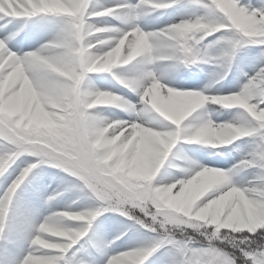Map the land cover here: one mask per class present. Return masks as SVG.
<instances>
[{"label":"clouds","instance_id":"9594fccd","mask_svg":"<svg viewBox=\"0 0 264 264\" xmlns=\"http://www.w3.org/2000/svg\"><path fill=\"white\" fill-rule=\"evenodd\" d=\"M212 4L222 15L209 9L199 23L183 20L172 25L170 32L157 33L145 31L136 23L150 14L152 8L162 6L154 0H141L132 20L128 19V13L121 12L124 26L115 29L97 26L92 17L111 16L118 8L92 11L93 0H74L71 7L66 0H0V12L6 16L44 12L70 17L64 20L43 54L17 62L10 73L19 74L20 82L16 85L19 92L14 94L22 108L10 114L6 121L8 130L27 148L82 143L81 153H62L67 162L79 165L82 156L86 157L84 171L92 180L103 178L100 187L108 193L107 201L121 210L144 212L151 218L153 231L159 227L185 235L192 230L216 237L225 229L236 233L264 227V184L237 187L231 170L204 166L190 159L187 162L173 159L174 150L182 141L218 148L243 137L259 135L264 140V107L254 103L257 97L264 96V79L243 95L237 92L209 96L202 91L172 87L164 82L159 71L165 67L159 62L176 61L185 65L183 59L177 60L174 43L191 56L197 51L196 46L229 26L233 31L228 40L232 43H264V16L256 19L254 14L242 12L235 0H212ZM4 48V42L0 41V53ZM14 58L12 53L4 63L13 62ZM122 65H132L135 69L121 83L139 95V103L124 102L122 96L113 92L86 86L91 73L108 72ZM3 66L0 64V68ZM210 102L243 109L256 124L244 118L237 123H186ZM104 105H123L130 115L137 117L150 111L159 124L171 123L175 128H157L137 119L132 123L110 120L94 111ZM6 113L8 109L0 98V117ZM89 147L95 151L90 152ZM44 156L55 159L53 153L46 152ZM240 164L264 171V148ZM214 194L219 195L210 198ZM223 197L228 199L218 207ZM60 215L81 218L78 213ZM48 235L74 240L81 233L64 229L56 221L48 229ZM36 239L43 247L57 246L43 237ZM249 258L252 264H264ZM144 259L143 254L134 252L120 264H143ZM200 264L209 262L202 260ZM211 264H236V260L220 255L213 257Z\"/></svg>","mask_w":264,"mask_h":264},{"label":"snow or ice","instance_id":"6c2138e0","mask_svg":"<svg viewBox=\"0 0 264 264\" xmlns=\"http://www.w3.org/2000/svg\"><path fill=\"white\" fill-rule=\"evenodd\" d=\"M20 2V0H17ZM74 0H66V3L71 7L73 5ZM192 2L197 5L205 8L208 12L209 9L213 10L217 14L219 10L215 8V5L212 4V0H192ZM154 3L162 5L158 8H152V11L168 9L173 7L178 0H154ZM236 6L242 12H247L249 15H255L256 19H260L264 16V4L259 7L252 6L251 4H244L242 0H235ZM141 6V0H137V3L132 4L130 2H120L115 4L114 8H118V11L113 13L111 16H101V17H92L93 21H97L104 17H113L115 19L123 22V18L121 16V12L128 13V19L132 20L134 13ZM107 7H96L94 5L91 6L92 11H103ZM42 14H50L56 17H61L63 20H68L70 17L64 15H58L55 13H37L34 15H4L0 12V19L4 18H32L41 16ZM203 16H197L193 19H183V20H194L199 23ZM181 20V21H183ZM181 21L174 23L180 24ZM97 26L100 27H109V28H118L115 25H101L96 23ZM170 24L163 29H158L153 32H170L172 29V25ZM22 30V29H21ZM231 26L226 29H222L219 32H216L212 37H216L214 41L211 43H204L203 45L196 46L197 51H195L191 56L185 54L184 49L180 47L179 44H173L175 51V56L177 60L183 59L185 65H194L199 62L211 63L214 65H218L219 67L227 70L231 62L236 54L237 49L243 45L254 44L264 48V43H259L256 41H249L244 44L232 43L228 40L229 34L232 32ZM11 33V35H9ZM219 34V35H218ZM18 32H13L11 28H6L4 32H0V41L4 42L5 48L2 53H0V64H3V68H0V90H2V95L0 98L4 100L5 106L8 109V113H6L3 117H0V145L3 146V151H0V163L3 164V170L0 171V176H4L8 169L16 163L17 160L23 155H31L35 157V162L28 163L24 168L20 170L19 175L16 179L10 184L7 188L5 194L2 198H0V234H3L5 229V223L7 220L8 211L12 205L13 197L16 194L17 190L20 186L25 182V180L29 177V175L33 172L41 164H49L56 168L62 169L65 173L70 174L72 177L76 178L79 183L75 185V187L79 188L81 191H86L91 194L98 202L99 206L95 208V210H60L58 212L52 213L49 216L45 217L43 221L36 225L35 232L31 236L30 239V250L24 256L21 264H84V261L79 260L76 257L75 252L73 251L75 246H77L78 242L81 241L82 238L88 236L94 227V221L103 213L108 211L119 212L120 214L128 217L133 220L136 224H139L141 227L155 234V238L152 240L150 245L145 247H139L131 250H127L118 254H114L109 256L104 264H120V262L126 257L134 252L143 254L146 259H144L143 264H146V261L149 257H151L155 252H157L162 247L175 248L179 253V259L174 261V264H200L202 260H206L211 264V260L215 256L223 255L225 257H229L230 259H235L236 264H252L251 258H256L259 262H264V227H260L254 231H244V232H236L231 233L229 230H222L220 234L216 237H210L207 235H202L196 231L189 230L185 235H181L178 232L168 231L166 232L164 229L157 227L155 231H153V227L151 225V218L146 216L144 212L139 209L133 211L121 210V208L111 204L107 201L108 193L101 190L100 184L103 181V178H98L97 180H92L84 168L87 166V158H81L79 165L67 162V157L62 153L71 152V153H81L82 151V143H73L67 147L62 146L61 144H47L44 146H36L32 148H27L22 146L18 140L13 136V134L8 130L6 126V121L10 118V114H14L21 110L22 104L19 101V98L15 96V93L19 92V88L16 87L19 80V74L10 75L12 70L16 67L17 62L25 61L30 55H34L37 53L43 54V50L47 48V46L52 42L51 40L47 43L41 45L40 48L24 53L23 55H19L17 52L12 51L9 43L14 39V37L18 36ZM214 46H219L221 51L219 54H216L213 51ZM14 53L15 58L11 63H4L7 57ZM123 66V65H122ZM118 68L112 69L111 71L105 72H96V73H113L114 70ZM27 74V73H26ZM92 74V73H91ZM124 76L117 74V79L121 83V80ZM264 79V65L260 66L258 70L251 76L248 77L247 82L243 84L242 89L238 91L241 95H243L247 90L253 86L254 83L259 80ZM122 84V83H121ZM123 85V84H122ZM100 90V89H99ZM100 91H110V90H100ZM181 91H197V90H181ZM112 92V91H110ZM237 93V92H234ZM115 94V93H114ZM205 94V93H204ZM233 94V93H231ZM227 95H216V96H228ZM118 95V94H115ZM207 95V94H205ZM120 96V95H119ZM213 96V95H209ZM124 98V97H123ZM127 98H124V102H127ZM139 103V101L137 102ZM254 103L260 104L261 107H264V96H259L254 101ZM104 106H117L121 109H125L123 105H104ZM101 107V106H100ZM99 107V108H100ZM99 108L94 111L99 113ZM177 108L179 110L180 105L177 104ZM231 109V108H229ZM240 109V108H239ZM243 110V109H242ZM150 114V115H145ZM138 117H143L137 119V122L141 120L146 122L147 124H151L157 128H162L166 130H173L175 125L171 123L167 124H159L154 116L150 113V111H145L141 113ZM248 120L252 124H256L255 121H252V118L244 111L243 117ZM110 120H113L110 118ZM117 120V119H116ZM210 119H202L200 122H208ZM132 120H129V123H132ZM240 122V121H238ZM187 124L191 123L189 120L186 121ZM237 123V122H235ZM127 126V125H124ZM258 127V125H257ZM260 137V136H259ZM260 147L253 152H251L244 159H252L253 154L264 148V140H261ZM90 152H94V149L89 147ZM53 153L55 154V159L50 160L44 156V153ZM241 160V161H242ZM119 167V164L116 165ZM250 167H245L238 162L237 165L230 169L232 175L238 172L241 169H246ZM258 169V174L254 181L250 182L248 186H257L264 184V171H262L259 167H255ZM30 169V170H29ZM115 186V182L113 181ZM118 188V186H115ZM244 187V186H237ZM214 194L213 197L215 198ZM55 196H50L48 199L51 201L55 199ZM228 197H223V199L218 202V207L222 206L224 201L227 200ZM78 213L81 218L78 219H69L67 217L61 216V213ZM58 221L60 227L64 229H76L81 235L79 238L74 240H69L64 237H52L48 235V229L52 226L54 222ZM86 223H82L85 222ZM197 235L204 237V242L197 241ZM43 237L44 239L53 241L57 246L56 247H43L40 242L37 241V237ZM120 237H117L119 239ZM111 243H115L112 241ZM201 243L200 247H196L195 244ZM239 259H236V258Z\"/></svg>","mask_w":264,"mask_h":264},{"label":"rangeland","instance_id":"374dc122","mask_svg":"<svg viewBox=\"0 0 264 264\" xmlns=\"http://www.w3.org/2000/svg\"><path fill=\"white\" fill-rule=\"evenodd\" d=\"M136 0H131L132 3H134ZM244 4H251L252 6L259 7L262 4H264V0H242ZM182 11L185 15L184 19H193L197 16H204L207 13V10L201 6L195 5L192 0H184V3L178 8H176L175 13L173 12L170 16V24L177 23L181 20H179L178 16L176 13L179 11ZM48 23V21H47ZM64 23L63 18L59 19V22L56 26H54L51 30H49L51 36L54 38L57 33L60 31L62 25ZM168 24V22H167ZM49 26V25H48ZM165 25L161 26L164 27ZM14 29H12L13 32H19L18 30V23L17 21L14 20ZM156 27H154V30ZM11 35V33H9ZM219 35V34H218ZM17 36L14 37V39L11 41L13 42L14 40H17ZM216 37H212L206 43H211L214 41ZM19 46V43L17 41V47ZM17 47H14V49H17ZM29 46H25L22 49V52L28 50ZM213 51L216 54H219L221 51V48L219 46H214ZM21 52V50H20ZM264 57V48H259L258 45L254 44H249V45H243L240 46L236 54L231 62L230 67L225 70L218 65H214L211 63H206V62H201L203 64L198 65L199 63L192 65L194 68H198L197 72H194L190 76V80L192 81L191 84H188L189 86H198L202 84H208L211 79L221 75L223 77V83L220 86V89L222 92H218L220 95H227L231 94L234 92H238L244 83L247 82V79L249 76L253 75L256 71V67H260L264 65V61L262 60L260 62V59ZM250 58V59H249ZM247 62L249 65L247 66L248 72H244V65L243 63ZM181 64V63H180ZM186 69L190 65H184ZM190 69V68H188ZM252 69V70H251ZM209 73V77H207L205 74ZM94 75H100V76H94ZM185 72L180 74V76H177V79L181 77H185ZM92 76V77H91ZM102 73H92L90 74V80L89 82L92 83L94 86L99 83L98 87L99 88H104V89H114V87H117L114 82L108 77L105 76ZM176 77L174 76L173 79ZM189 80V79H188ZM178 81V80H177ZM183 84V83H182ZM181 82L175 85L177 89L184 90L182 87ZM118 85V84H117ZM122 86V85H121ZM223 86V88H222ZM120 87V86H119ZM117 89V88H116ZM226 89V90H225ZM118 90H113L112 92H116ZM0 95H2V90H0ZM119 95V94H118ZM128 97L131 98V101L133 103L138 102V96L137 94H129ZM111 111L107 112L104 109H109L105 107H100L99 108V113L103 116L109 117L113 120L120 119V120H128V116H124V113L114 107H110ZM217 108H220L215 112V114L218 116L216 118L219 120L220 123H229L228 121L230 120L228 115H225L226 111L225 110H230L231 112L233 111L232 109L229 108H221V105H218ZM222 109V110H221ZM202 109L198 110V113L193 114V124H197L200 122V112ZM113 111V112H112ZM112 112V113H111ZM240 139H246L247 143L249 144L250 147H252L254 150L255 148H259L261 141L259 135H255L252 137H243ZM239 140L235 141L233 144L229 146H221L218 148H212L211 146L205 145V144H190L187 142L182 141L180 143V149L179 152L177 153L174 150L175 156L173 159H178L182 161L183 158L186 157L187 151H185L186 147H193V149L198 150L200 157H199V162L201 165L208 166L205 164L207 161H211V167H218L220 169L224 170H230L233 169L235 165L238 164L242 159H244V147L247 145L244 143L243 145H237L234 147V145L238 142ZM199 145V146H198ZM232 146V147H230ZM184 147V148H183ZM178 148V146H177ZM232 148V149H231ZM0 151H3V146L0 145ZM195 156H198L194 152ZM36 158L32 157L31 155H23L19 158V160L16 161L15 164H13L8 171L5 173L4 176H0V182L4 179H8L7 181V186L8 183L11 184L16 177L19 175L20 170L24 168L28 163L30 162H35ZM184 160V159H183ZM226 163L224 166L228 165V168H223L220 167L222 166L221 163ZM210 167V166H208ZM59 168H56L52 165L49 164H41L39 165L36 169L33 170V172L30 174L29 178L30 182L29 184L23 188V191L19 193L17 198L19 199L18 203L16 204V200L12 202V213L10 215L8 222V225H5L6 228L4 229V233L6 231L7 235V244L3 246V248H0V264H21V261L23 260L24 253L27 251V241L28 237L33 234V229L31 226H29L28 221H29V212L30 209L29 206L33 203H35V198L37 196L40 198L39 202L41 203L42 207H47L51 206L53 207L56 201V198L54 200H49L48 198L51 195V192L53 191V184L50 182V179L54 177V173L59 174ZM174 172H177L179 175H183V173H179L178 170H173ZM258 169L256 168H246L244 171H238L235 174L232 175V180L233 183L237 179H241L242 183L236 186H248L250 182L254 181L257 174H258ZM244 175V176H243ZM243 176V177H241ZM56 177V176H55ZM241 177V178H239ZM63 178V177H62ZM247 180V181H246ZM246 181V183H244ZM25 185V184H24ZM24 185H22L24 187ZM73 182L70 181V183L67 185L70 189V193H68L67 200L65 203H62L63 208L61 210H67V209H74V210H95L96 207L99 206V202L91 196L90 193L86 191H81L79 188L75 187ZM10 186V185H9ZM8 186V187H9ZM57 190V194L60 192L66 191V189L63 188V191H60V187L55 188ZM6 191V183L3 184V191L0 194V197H2L5 194ZM1 192V189H0ZM35 196V197H34ZM13 198H16V194L14 195ZM44 202V203H42ZM90 202V206L87 205V203ZM79 203L76 207L73 206L75 204ZM26 204V205H25ZM24 207V208H23ZM81 208V209H80ZM50 210L45 211L41 214L40 220L37 222L33 221V226L35 227L38 223L43 221L45 217H47L50 214ZM52 214V213H51ZM82 223H86L82 222ZM95 225L93 229H95L94 232H90L88 236H85L84 238L81 239V241L78 242L77 246L74 248V252L76 254V257L79 260L84 261V264H104V261L111 255H113L114 251H127L139 247H145L150 245L152 240L155 238V234L146 230L145 228L141 227L139 224H136L133 220L129 219L128 217L120 214V213H115L114 211H108L100 215L95 221ZM111 226L117 227V230H111ZM92 229V230H93ZM122 235L123 240L117 241L118 243L121 242L123 244L120 245L119 248L112 249L109 248V245H112L114 243H111L112 241L116 240L115 238L118 235ZM28 238V239H27ZM24 240V242L22 241ZM13 242H20V244L17 245H23L22 246V251L16 252L14 251V243ZM23 242V243H22ZM196 247H200L195 244ZM179 259V253L175 248H169V247H162L160 248L157 252H155L151 257L148 258L146 261V264H174V261Z\"/></svg>","mask_w":264,"mask_h":264},{"label":"bare ground","instance_id":"6f19581e","mask_svg":"<svg viewBox=\"0 0 264 264\" xmlns=\"http://www.w3.org/2000/svg\"><path fill=\"white\" fill-rule=\"evenodd\" d=\"M111 1L113 0H94V5L98 4V7H103V5H109L111 3ZM128 2V0H126ZM181 0H178V2H180ZM137 3V2H136ZM112 4H110L109 6H111ZM173 10L172 9H165V10H160L158 11L154 17V19H152L151 21L147 20V19H144L143 20V24L140 25V27L145 30V31H155L154 30V27H158L160 26L163 22H165L166 20H169L170 19V16H171V11ZM176 9L173 10L172 12L175 13ZM176 15L178 16V18L182 17L183 14L179 11L178 13H176ZM185 16H189V15H185ZM145 18V16L143 17ZM2 20V19H0ZM95 23H99L101 25H113L112 23L113 22H110L109 20H101V21H94ZM6 22L5 21H2L0 22V32L4 31L3 28L1 27V25H4ZM7 26H13V23H12V18H7V23H6ZM124 26L122 24V22L120 21V25L119 27H122ZM37 33V36H41V31H38V30H33ZM37 48V46H36ZM27 53V52H26ZM159 63H162L165 65V67L163 69H159V71L161 72V74L163 75L164 77V82L168 83L169 85L170 84H173L174 83H178L177 80H175V78L173 79V77L175 76L177 78V76H180V74H182L183 72H185L187 69L182 66L179 62H176V61H166V62H159ZM197 65V64H196ZM244 65V72H248L247 70V66L249 65L247 62L243 63ZM154 70H157L156 68H154ZM252 70V69H251ZM133 71H135V69L133 68L132 65H123L121 67H119L118 69L114 70L113 73H106V74H109L110 76H112L115 80H118L117 79V74H120V75H123V76H127L129 75L130 73H132ZM207 77H209V73L207 71V73L205 74ZM217 78H221V75L218 76ZM119 81V80H118ZM87 87H91L93 89H97L96 87H92V84L88 81ZM99 89V88H98ZM100 90H110V91H113V90H116V89H104V88H100ZM131 90V89H129ZM132 91V90H131ZM209 90L206 88V86L202 87V92H205L207 93ZM133 92V91H132ZM115 94H119L120 96L124 97V98H127V100L131 101V98L130 97H127L128 96V93L125 92V90H122L121 88L116 91V92H113ZM214 104V103H213ZM217 106V104H214ZM116 108L120 109L123 113H124V116H128L129 119L128 120H133V119H140V118H143V117H137L135 115H130L129 112L125 109H121L120 107H117ZM217 111V109L214 108L213 105H211L210 103H208L201 111H200V118L201 120L204 119H210L211 121L215 122L216 124H220L219 120H217L216 118H218V116L215 114V112ZM198 113V111H197ZM145 115H150V114H145ZM243 115L242 113H239V112H233L231 115H230V123H235V122H238L242 119ZM200 120V121H201ZM189 121L191 123H189L190 125H195L193 124V116L189 118ZM188 149V152L190 154V152L192 151L191 148L189 147H186ZM179 149H180V144L178 145V148L175 149V151L178 153L179 152ZM244 154H249L247 153V151H244L243 152ZM174 156H175V153H174ZM195 160V161H198L196 159H192L191 156L189 155V157L184 160V162H187L188 160ZM7 179H4L2 181V183H6V188H8V186L10 185L8 183V186H7ZM3 197V196H2ZM0 197V198H2ZM58 201H56V206L59 204V203H64V197H61L60 199H57ZM26 205V204H25ZM36 203L34 204H31L29 206L30 210L34 211L36 214H41L42 212H45L47 211L48 209L47 208H43V207H39L38 209H34L35 208ZM54 206V207H56ZM60 211V210H59ZM29 214H31V212H29ZM111 230H117V227H113L111 226ZM94 230H92V232H94ZM23 243V242H22ZM17 244H20V243H16L14 245V251L16 252H20L23 248H22V244L21 245H17ZM123 244V243H121ZM116 249L118 247H120V245H118V243L116 244ZM115 249V250H116ZM121 252H124V251H115L114 253L115 254H118V253H121ZM114 255V254H113Z\"/></svg>","mask_w":264,"mask_h":264}]
</instances>
